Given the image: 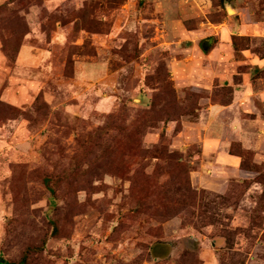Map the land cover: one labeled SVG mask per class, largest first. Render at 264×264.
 Masks as SVG:
<instances>
[{
  "label": "rangeland",
  "instance_id": "1",
  "mask_svg": "<svg viewBox=\"0 0 264 264\" xmlns=\"http://www.w3.org/2000/svg\"><path fill=\"white\" fill-rule=\"evenodd\" d=\"M23 258L264 264V0H0V263Z\"/></svg>",
  "mask_w": 264,
  "mask_h": 264
},
{
  "label": "trees",
  "instance_id": "2",
  "mask_svg": "<svg viewBox=\"0 0 264 264\" xmlns=\"http://www.w3.org/2000/svg\"><path fill=\"white\" fill-rule=\"evenodd\" d=\"M234 46L237 48V44L236 42L234 41ZM26 258H23L19 263H0V264H26Z\"/></svg>",
  "mask_w": 264,
  "mask_h": 264
}]
</instances>
